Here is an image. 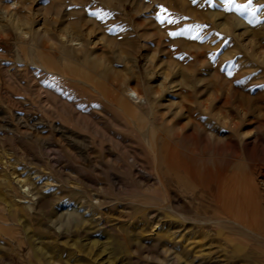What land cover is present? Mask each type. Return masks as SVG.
<instances>
[{
  "label": "rangeland",
  "instance_id": "rangeland-1",
  "mask_svg": "<svg viewBox=\"0 0 264 264\" xmlns=\"http://www.w3.org/2000/svg\"><path fill=\"white\" fill-rule=\"evenodd\" d=\"M0 200V264H264V0H0Z\"/></svg>",
  "mask_w": 264,
  "mask_h": 264
},
{
  "label": "bare ground",
  "instance_id": "bare-ground-1",
  "mask_svg": "<svg viewBox=\"0 0 264 264\" xmlns=\"http://www.w3.org/2000/svg\"><path fill=\"white\" fill-rule=\"evenodd\" d=\"M10 7L11 8H15L16 9V4L13 2V3H11L10 4ZM32 17V16H31ZM47 37V36H46ZM70 45H72L73 47H75V49H78V48H80L81 47V43H79V42H74V41H70ZM48 68L49 69H53V66H50V65H48ZM128 92H129V94L131 95V97H132V99L133 100H135L136 102H138V101H140V100H143V101H145V99H144V96L142 95V94H140L135 88H133V87H128ZM142 92V91H141ZM143 97H142V96ZM147 101V100H146ZM177 137H180V136H177ZM183 138H181L185 143L187 142V143H191V142H193L194 140H195V135L194 134H184L183 136H182ZM180 139V140H181ZM185 143H184V145H185ZM183 144V143H182ZM164 148V147H163ZM167 149V148H166ZM174 155V154H173ZM166 156H167V154H166ZM175 156V155H174ZM163 157H165V156H163ZM168 157H169V155H168ZM166 158V157H165ZM27 159V158H26ZM167 161V160H166ZM172 161V160H171ZM182 163V162H181ZM184 171V170H183ZM185 173V172H184ZM209 176H211L212 178H213V176L210 174ZM208 176V177H209ZM215 176V175H214ZM196 181V180H195ZM237 181V180H236ZM240 183V182H239ZM242 185V184H241ZM15 191H16V189H15ZM236 192V191H235ZM60 193V192H59ZM229 194H231V193H229ZM228 194V195H229ZM245 194V193H244ZM89 197V196H88ZM228 197V200H226V201H228V203L230 204L229 206H234L235 205V207H239V206H241L240 205V202H238V200L236 199L237 197L236 196H233V198H235V200L233 199V198H230L231 197V195H229V196H227ZM58 198V197H57ZM223 199V198H222ZM1 201V200H0ZM3 202V201H2ZM224 203V202H223ZM218 204V203H217ZM235 209H237V208H235ZM252 214V213H251ZM17 220V219H16ZM50 220V219H49ZM52 220V219H51ZM79 223V222H78ZM242 223V222H241ZM240 227H241V225H240ZM79 228V227H78ZM242 228V227H241ZM54 249V248H53ZM29 251V250H28ZM93 251V250H92ZM29 253V252H28ZM73 254V253H72ZM92 259V258H91Z\"/></svg>",
  "mask_w": 264,
  "mask_h": 264
}]
</instances>
